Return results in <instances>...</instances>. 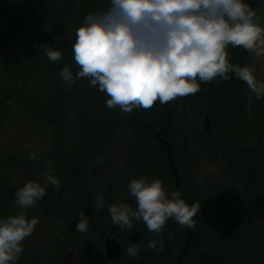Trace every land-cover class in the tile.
<instances>
[{
  "label": "trees",
  "instance_id": "1",
  "mask_svg": "<svg viewBox=\"0 0 264 264\" xmlns=\"http://www.w3.org/2000/svg\"><path fill=\"white\" fill-rule=\"evenodd\" d=\"M60 1L1 0L0 16L3 17V21L0 27V52L15 51L11 52L12 57L0 61V67L3 70L8 69L10 73L20 74V77L16 85L2 89L0 124L19 116L26 106L24 100L27 89L47 78L52 80L55 94L46 101L45 105L39 107L37 117L45 122L44 125H57L69 113L68 98L77 85L75 73L79 70L72 51L76 29L81 26L79 24L87 14L107 11L110 0L108 2L98 0L99 3L95 6L88 3L90 0H86L85 4L78 3V0H66L65 8L61 6L62 4L58 5ZM256 1L244 0L252 9ZM76 7L81 10V20H76ZM38 18L44 21L40 26L35 27L36 30H32ZM43 45L61 51V60L50 61L42 54ZM227 52L229 62L241 67L250 54L242 47L233 48L231 45L228 46ZM8 65L11 66L10 69ZM64 67H68L74 74L75 83L71 87L58 75ZM228 75L227 81L217 77L209 83L201 82L203 85L201 93L199 91L194 95L178 97L168 102L172 124L160 132L161 140H157L156 133L168 125L169 120L167 110L159 100L150 108H134L131 113H125L119 106L108 108L106 101L104 105L103 100L100 99V114L103 116L101 122L94 127L87 125L88 133L75 137L73 148L65 161H61L58 166L67 170L66 175L58 178L61 181L59 189L51 184H45L43 187L46 188V195L32 211L38 210L43 216H58L61 206L66 201L65 190L68 186L77 187L76 195L67 206L70 213L74 212V216L68 219L69 216L65 215V218L76 230L75 226L80 214L86 216L89 229L85 233L76 230L77 235L87 236L91 242L99 244L104 264V241L94 238L95 234L92 230V228L96 229L94 215L87 206L86 197L93 193L87 179V170L94 158L105 153L110 137L120 126L134 125L137 128V135L130 146L125 170L130 172V168L141 166L140 170L144 173V177L149 181L161 180L163 187L170 186L173 192L174 176L168 164V148L165 141L172 149L171 161L173 168L179 174L181 198L189 206L194 203L200 204V211L193 217L195 229L189 238L191 228L187 227L186 240L181 243L177 256L171 258V264H174L180 252L182 264H193L194 261L196 264H227L235 252V249L228 247L229 244L245 248L246 252L258 258L255 264H264V244L257 245V242L264 238V227L261 229L252 226L251 229H247L246 234H243L234 226L235 213L243 207L248 213V215L245 211L242 213L243 221L253 218L255 207L264 213V97L256 99L252 93L248 100L246 83L236 78L234 73ZM96 88L98 89V86ZM188 98L194 104L201 106L200 108L193 106L195 110L189 112L199 118L205 113L211 123V129L207 134L202 133L201 130L196 131L193 127L195 141L192 143L186 140L187 130L182 127L181 111L185 103L190 102ZM119 113L121 116L124 114L128 116L118 120L113 118ZM58 137L60 145L62 137L60 134ZM151 143L159 149L157 157L152 156L148 150ZM202 162L220 163L219 176L211 174L203 179L204 174L199 172ZM52 163H54L53 167L58 165ZM108 163L110 165L113 162ZM101 173H104L103 165L97 175L101 176ZM226 179L237 182V189L239 188L242 196L235 195L230 199L216 193L219 191L220 183ZM80 181L82 182L79 183ZM18 189L6 182H0V218L15 215H12L9 207L16 204L14 194ZM240 192L237 190L238 194ZM229 200L234 201L236 207L231 206ZM209 215L217 218L220 231L210 228L207 220ZM90 229L92 232L89 231ZM219 234L221 239L218 238ZM227 247L229 252L225 250ZM160 252L161 250L151 251L153 264L159 259Z\"/></svg>",
  "mask_w": 264,
  "mask_h": 264
},
{
  "label": "clouds",
  "instance_id": "2",
  "mask_svg": "<svg viewBox=\"0 0 264 264\" xmlns=\"http://www.w3.org/2000/svg\"><path fill=\"white\" fill-rule=\"evenodd\" d=\"M256 16L244 0H110L107 11L87 14L76 29L72 51L79 70L75 78H89L92 86L110 97L108 108L119 106L125 113L150 108L157 100L164 104L194 95L201 90L197 81L209 83L217 77L227 81L229 73L260 99L264 82L257 81L250 67L231 64L227 52L231 45L257 58L264 56V27ZM42 47L50 61L61 60V51ZM58 75L69 87L75 83L68 67ZM29 155L35 158L34 152ZM48 168H52L51 162ZM45 176L58 190L61 181L50 171ZM128 190L136 200V210L124 203L110 205L113 224L131 229L134 220H142L150 232L159 234L166 222L174 219L181 227L195 229L193 217L200 204L189 206L179 191L166 193L161 180L133 179ZM14 195L21 211L0 220V264L18 261L22 241L38 224L37 218H26L24 210L36 206L46 188L29 180ZM103 204L101 197L97 210H102ZM75 228L80 233L88 231L83 213ZM146 247L160 251L164 245L153 239ZM126 251L133 258L138 255L136 246Z\"/></svg>",
  "mask_w": 264,
  "mask_h": 264
},
{
  "label": "rangeland",
  "instance_id": "3",
  "mask_svg": "<svg viewBox=\"0 0 264 264\" xmlns=\"http://www.w3.org/2000/svg\"><path fill=\"white\" fill-rule=\"evenodd\" d=\"M109 0H104L108 2ZM86 0H78V3L85 4ZM1 3V0H0ZM95 6L99 1L88 2ZM62 4V5H61ZM63 8L66 6V0H61L60 4ZM257 16V22L264 27V0H257L253 6ZM77 17L76 20H81V10L76 7ZM97 13V12H95ZM93 13V14H95ZM3 17L0 16V27L2 26ZM44 20L38 18L36 23L32 26H40ZM84 20L79 24L82 25ZM30 28V27H29ZM73 28H71L72 30ZM43 48V47H42ZM15 50H9L8 53L0 52V61L5 60L6 57H12ZM1 66V65H0ZM9 69L11 68L10 65ZM243 66L250 67L256 75L257 81L264 82V56L259 58L250 53L248 58L243 62ZM20 74L10 73L8 69L3 70L0 67V94L5 87L16 85L19 81ZM77 85L74 88L72 95L68 98L69 113L62 122L57 125H44L45 122L37 117L39 107L45 105L46 101L55 94V89L52 80L43 79L36 86H31L27 89L24 111L16 116L15 119H7L0 124V182H6L16 188L22 187L25 182L31 180L35 182H43L41 186L47 183L46 172L57 178L66 175L67 170L58 167L61 161H65L70 150L75 143V137L79 135H86L88 133L87 125L93 127L99 125L103 118L100 110L99 100L105 101L110 98L105 92L98 91L97 86L90 88L91 84L89 78H77ZM247 98L252 92L246 85ZM2 97V94L0 95ZM102 102V103H103ZM200 108L199 104H194L192 101L185 103L182 108L181 114L183 115L182 127L187 130L186 140L189 142L195 141L194 129L200 130V123L203 121L201 118L194 117L190 110ZM128 115L121 113L114 115L113 118L123 119ZM58 134L61 135L60 145L58 143ZM137 135V128L134 125L124 124L118 128L117 131L110 137L108 146L103 155L94 158L87 170V179L92 187L93 193L86 197L88 207L92 210L94 215V238L104 241L105 238H110L113 235H120V232L128 236L132 231L141 230L145 239L140 243L137 248L145 253L156 251V249H149L146 247L147 243L153 239L161 242V238L170 240L174 229L177 230L176 246L179 241L184 240L187 227H181L174 219H169L162 231L159 234L150 232L142 220H134L131 229L121 228L113 224L111 216L108 214L110 205L124 203L129 205L133 211L136 210V200L129 194L128 184L133 179L144 178V173L140 170L141 166L130 168L129 171L125 170L126 164L129 160L130 146ZM27 145V147H26ZM152 156L157 157L159 149L151 143L148 149ZM35 153V158H30L29 153ZM48 162H55L58 164L56 167L49 169ZM108 162H113L109 165ZM104 166V173L98 176L97 173ZM220 163L207 164L201 163L199 172L204 174L205 179L207 176L214 174L219 176ZM91 177V178H90ZM80 181L79 183H81ZM104 183H107L104 185ZM76 188L68 186L64 192V201L61 206L60 213L56 217L43 216L38 210L32 211L25 209L26 218H37L38 224L36 225L33 233L22 241L23 252L19 255L16 264H102L101 248L98 243H93L87 236L77 235V231L71 226L65 215L70 219L74 216V212H69L67 206L76 195ZM166 193H171L172 190L168 186H164ZM220 193L225 197L233 198L235 195H241L239 188L237 189V182L232 179H226L220 183L218 187ZM237 190L240 192L237 193ZM215 193V194H216ZM214 195V193H212ZM103 198V209L97 210L96 202L99 198ZM231 206L236 207L234 201L229 200ZM75 207V205H74ZM73 203L71 204V210ZM9 211L13 214H18L21 209L15 204L9 207ZM244 207L235 213L236 220L234 226L237 227L243 234H246L247 229L252 226L263 228L264 227V213L261 209H254L253 218L243 221L242 213ZM246 212V211H245ZM246 215L248 213L246 212ZM8 216V215H7ZM3 216L0 220L5 219ZM208 225L214 231H220L221 227L217 224V218L208 216ZM90 229L89 231L92 232ZM218 238L221 239L220 234ZM172 240V239H171ZM100 243V242H99ZM159 244V243H158ZM264 244V238L257 242V245ZM231 249H235L234 256L227 262V264H255L258 258L253 254L246 252L243 247H236L229 244ZM228 247L225 248L228 251ZM175 249L171 251V256H175ZM229 252V251H228ZM92 253L94 255H92ZM127 258H131L129 254ZM122 259L121 262H125ZM193 264H196L194 261Z\"/></svg>",
  "mask_w": 264,
  "mask_h": 264
},
{
  "label": "flooded vegetation",
  "instance_id": "4",
  "mask_svg": "<svg viewBox=\"0 0 264 264\" xmlns=\"http://www.w3.org/2000/svg\"><path fill=\"white\" fill-rule=\"evenodd\" d=\"M198 83L201 84L200 81H198ZM203 88V85H201V90ZM201 93V91H200ZM188 100L190 101V99L188 98ZM172 173H173V176H174V191H176V187H175V173H177V171L172 168ZM178 174V173H177ZM178 178H179V174H178ZM170 188V186H168ZM178 191H179V182H178ZM137 233V235L139 236V241L136 245V248L137 246L142 243L145 239V236L143 234V232L141 230H138V231H132L128 236H125L123 233L120 232V235H113L111 236L110 238H105L104 239V264H153L152 263V254L151 252L149 253H145L143 250L141 252L140 249H138V255L136 258H127L126 255H128L126 249L130 246H133L131 244V236L133 234ZM187 234L188 233H185V238L184 240L182 241H179L178 239V245L177 247L176 246V235H177V230L174 229L173 232H172V235L173 237L171 236L170 240H167L166 237H164V235L162 236L161 238V242L163 243L164 247L162 248L161 252H160V257L157 261L154 262V264H171V258H174L175 256H177L178 252H179V248L181 247V243H183V241L186 240V237H187ZM189 238H190V234H189ZM188 238V239H189ZM107 239H114L119 245H120V249H121V253H120V256L115 258L114 256H112L111 258H108L107 257V252H106V249H105V242ZM172 239V240H171ZM159 243V242H158ZM172 249L174 250L175 249V253L174 255L175 256H171V251ZM183 253V252H182ZM180 257V258H179ZM122 259H126L125 262H121ZM181 260V263L182 264V254L180 252L178 258L175 260L174 264H177L178 261ZM103 264V263H102Z\"/></svg>",
  "mask_w": 264,
  "mask_h": 264
},
{
  "label": "water",
  "instance_id": "5",
  "mask_svg": "<svg viewBox=\"0 0 264 264\" xmlns=\"http://www.w3.org/2000/svg\"><path fill=\"white\" fill-rule=\"evenodd\" d=\"M198 82V81H197ZM164 106L167 110V114H168V120H169V123L168 125L162 127L157 133H156V138L157 140H161V137H160V132L170 126L172 124V120H171V113H170V110L168 108V104L167 103H164ZM211 129V123L209 121V118L207 115H204L203 116V121L201 123V130L204 134H207L209 133ZM164 141V140H163ZM164 143L166 144L167 148H168V157H167V160H168V164L171 168H173L172 166V161H171V155H172V149H171V146L164 141ZM175 187H176V191H178V174L175 173ZM195 221V219H194ZM192 231L193 229L191 228V232H190V237L192 235ZM139 241V236L137 235V233L133 234L131 236V244L133 246H136L137 243ZM105 249H106V252H107V257L108 258H111L112 256H114L115 258L119 257L120 256V253H121V249H120V245L114 240V239H107L106 242H105ZM181 263V260L178 261L177 264H180Z\"/></svg>",
  "mask_w": 264,
  "mask_h": 264
}]
</instances>
